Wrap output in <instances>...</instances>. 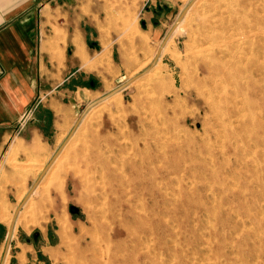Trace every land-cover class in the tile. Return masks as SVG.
<instances>
[{
    "label": "rangeland",
    "instance_id": "rangeland-1",
    "mask_svg": "<svg viewBox=\"0 0 264 264\" xmlns=\"http://www.w3.org/2000/svg\"><path fill=\"white\" fill-rule=\"evenodd\" d=\"M117 6L114 15L121 29L113 41L103 44L106 51H112L110 57L107 53L100 59L107 69L105 79L85 81L83 102L73 106L58 145L51 152L39 146L33 153L12 146L0 154V262L264 264V132L263 142L256 146L254 137L238 141L223 135L217 142L212 136L208 150L203 149L208 138L203 128L210 114L188 81L197 67L195 41L223 35L227 27L234 31L238 24L252 20L247 21L245 14L254 9L264 15V0H132ZM226 18L231 24L227 27L223 25ZM250 74L244 72V76ZM203 75L208 76L203 73L201 78ZM136 77L118 93L87 109ZM253 77L257 85L245 87L247 95L264 104V68L260 73L254 70ZM161 79L162 87L158 85ZM261 120L264 122V111ZM155 157L158 162L152 167L163 171V178L157 174L153 184L147 181L150 169L142 164ZM103 160L119 181L113 190L129 192L135 207L126 214L122 236L111 244L120 239L125 244L118 263L100 244L93 245L99 255L93 261L92 252L81 243L91 240L81 230L92 229L86 183L95 181L94 170ZM188 166L204 173L195 178L185 175L182 192L192 189L194 193L188 192V199L183 195L179 201L181 192L175 179L184 176ZM179 170L182 172L176 176ZM211 172L218 177L204 178ZM128 180L132 181L129 187ZM145 186L148 191L157 187L160 194L150 196ZM61 224L69 228L70 242H63Z\"/></svg>",
    "mask_w": 264,
    "mask_h": 264
},
{
    "label": "crops",
    "instance_id": "crops-1",
    "mask_svg": "<svg viewBox=\"0 0 264 264\" xmlns=\"http://www.w3.org/2000/svg\"><path fill=\"white\" fill-rule=\"evenodd\" d=\"M117 2L132 0H0V154L58 145L85 81L105 79Z\"/></svg>",
    "mask_w": 264,
    "mask_h": 264
},
{
    "label": "bare ground",
    "instance_id": "bare-ground-1",
    "mask_svg": "<svg viewBox=\"0 0 264 264\" xmlns=\"http://www.w3.org/2000/svg\"><path fill=\"white\" fill-rule=\"evenodd\" d=\"M262 8L264 12V7ZM240 11L243 12V10ZM225 13L228 12L226 11ZM228 15L229 14H227V16ZM245 15V19L247 21L249 17H251L252 20H249L247 23L238 24L234 31L229 30L232 27H227L231 24L226 18L224 19L225 21L223 25H227L225 27L228 29L225 28V30H223V35L203 37L195 41V45L197 47L196 50L198 52V56L195 58L197 61V67L188 81L189 85L197 89L199 96H201L204 100L205 108L210 114L209 122H207L203 128L206 132L204 133L207 134L208 137L207 140L202 143V147L205 150H208L209 146L212 144L210 142L212 136L215 137L216 142L223 135L238 141H243L246 137H254L252 139L255 146L263 142L261 132H264V122L261 119L264 111V104L257 103L249 98L245 87H249L251 85L256 86L257 80L255 77H253V71L255 70L256 72L260 73L264 68V61L262 59L264 58V15H259L257 9L252 10L251 14L249 15L247 13ZM228 18L230 19V17ZM234 18L237 20L240 18V16L239 18ZM246 20L244 21L246 22ZM248 71H251L249 77L244 76V72ZM203 73H207L208 76L205 77L203 75L201 78ZM163 84L164 83L162 79L159 80L158 85L162 87ZM186 145H188V143ZM186 145L184 148H187ZM192 145L193 143H191V147ZM193 147L195 148V146ZM187 149L189 150L190 147ZM192 155L194 156L195 154ZM100 161L102 160L100 159ZM144 161L145 162H143L142 168L150 169V175L147 178V181L154 184L156 182V178L158 177L157 174L162 177L163 172H160V170L152 167L156 161L158 162V159L155 157L154 159H147ZM186 162L188 163L189 160ZM184 165L186 166L187 164L185 163ZM180 167H183V165H180ZM183 169L184 167L181 170ZM200 169L201 168L188 166V168L185 170L184 176H180L181 178L177 177V179H175L176 183L178 184L179 191L181 192V194L178 195L179 201H181L183 195L188 199V192L192 194L194 193L192 189L188 190L187 192L186 190H183L182 192V184H184L183 181H185V175H190L189 178H195L197 175L201 176L204 173V170ZM181 172L180 170L179 172L177 171V173L174 171V174L176 173L175 175L179 176V173ZM261 173H264V166L263 170H261ZM94 174L97 175V178H95V181L93 182L86 183L87 194L85 196L88 208L93 210V213L88 216V222L92 229L90 231H85L84 229L81 230L83 235L89 234L91 236V240L88 242L83 240L81 243L83 242L87 250L92 252L93 261H96L99 256L97 252H94L93 245L100 244L101 246L105 247L111 255L113 254L112 256L115 262L118 263L119 252L125 249V244L121 239L118 240L115 245L112 246L111 244L115 238H120L122 236V229L127 225L126 214L128 215V213L133 211L135 207L131 202L130 196H128L129 192L124 189L120 192L113 190L116 182L119 181L117 180V176L111 172L107 161L106 163L104 162L101 167H96ZM170 174L172 175V173ZM215 177H218V175H214V173L211 172L208 177L204 178L214 180ZM256 179L258 182L261 181V177L259 175L256 177ZM98 180H102L105 183L103 184ZM187 180L190 181V179ZM131 185L132 181L128 180L127 186L129 187ZM118 186L121 187V185ZM174 186H176V184H174ZM107 189H109V192ZM145 189L147 190L146 186ZM157 193L158 195L160 194L157 187H154V190L148 191V194L152 197H155ZM59 233L64 243L70 242L72 240L71 232L66 225H60ZM146 243H148V241ZM147 246L149 247V245ZM97 249L99 251L103 250L101 247ZM105 263H107V261Z\"/></svg>",
    "mask_w": 264,
    "mask_h": 264
},
{
    "label": "water",
    "instance_id": "water-1",
    "mask_svg": "<svg viewBox=\"0 0 264 264\" xmlns=\"http://www.w3.org/2000/svg\"><path fill=\"white\" fill-rule=\"evenodd\" d=\"M186 11H187V10H186ZM186 11H185V12H186ZM185 12H183V14H182L181 17H183V15L185 14ZM137 78H138V77H136V78H134V79H132V80L126 82L125 84L119 86L116 90H114V91H112V92L106 94L104 97H102V98L96 100L95 102L91 103V104L88 106L87 109H89V108H91V107H93V106L99 104L100 102H102V101H104V100L110 98L111 96H113V95H114L115 93H117L118 91L124 89L128 84H130L131 82H133V81L136 80ZM57 155H58V153L54 156V158H53V160L50 162V164L46 167L45 171L49 168V166H50L51 163L54 161V159L57 157ZM45 171L42 173L41 177L43 176V174L45 173ZM37 183H38V182H36V183L33 185V187H32V189L30 190L28 196L25 198V201H26V200L29 198V196L32 194V192L34 191L35 187L37 186ZM25 201H24V202H25ZM20 208H21V206H20L19 209L17 210V212H16V214H15V217H16L17 213L19 212ZM72 210H73V209H72ZM13 226H14V222H13V224H12V226H11V229L9 230L8 235H7V247H8V245H9L10 240H11L12 231H13ZM2 264H3V262H2Z\"/></svg>",
    "mask_w": 264,
    "mask_h": 264
}]
</instances>
